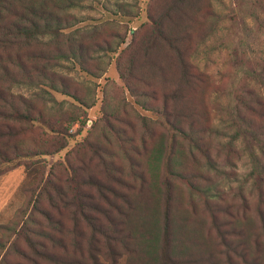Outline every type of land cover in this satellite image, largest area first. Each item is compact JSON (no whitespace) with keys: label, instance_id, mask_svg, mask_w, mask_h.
I'll list each match as a JSON object with an SVG mask.
<instances>
[{"label":"trees","instance_id":"16d2710c","mask_svg":"<svg viewBox=\"0 0 264 264\" xmlns=\"http://www.w3.org/2000/svg\"><path fill=\"white\" fill-rule=\"evenodd\" d=\"M83 1L0 0V119L37 124L48 132L43 133L44 141H38L22 139V126L0 127V171L64 148L63 121L83 124L81 111L90 103L51 70L58 60H66L94 74L86 65L92 60L91 45L112 50L106 40L88 43L85 39L94 34L73 29L77 23L72 10ZM201 7L205 15L218 20L208 0L168 1L150 15V27L140 44L121 52L117 60L119 75L138 96L137 104L162 119L159 124L169 136L157 137L151 146L142 144L145 156L140 157L146 159L144 164L139 159L131 169L134 186L119 182L110 172L114 164L104 160L102 153L107 156V149L97 144L93 149L109 182L82 173L84 161L71 167L66 186L56 184L57 173L50 170L40 190L47 200V206L37 207L40 216L30 213L20 227L17 221L0 225V230L14 236L0 264H118L122 256L125 264H264V201L256 206L255 216L216 201L223 199L211 176L219 170L217 154L211 153L204 136L221 133L217 125L204 121L211 117L203 101L194 104L189 94L200 91L207 78L193 61L189 45L194 30L191 16ZM44 40L48 49H29ZM244 72L243 77L264 87V67ZM17 86H36L49 94L56 104L52 117H46L31 99L13 92ZM51 90L71 100L56 101ZM240 91L224 107L222 123L231 133L218 148L232 152L241 135L248 134L264 153L260 145L263 125L257 121H264V101L254 91L242 87ZM157 100L159 104L153 103ZM109 118L124 119L115 111ZM98 147L103 152H96ZM248 155L250 176L260 189L264 165L254 151ZM179 184L187 189L186 203L179 199ZM87 186L96 188L97 197ZM195 198L201 199V209ZM5 246L0 239V249Z\"/></svg>","mask_w":264,"mask_h":264},{"label":"rangeland","instance_id":"374dc122","mask_svg":"<svg viewBox=\"0 0 264 264\" xmlns=\"http://www.w3.org/2000/svg\"><path fill=\"white\" fill-rule=\"evenodd\" d=\"M168 1L170 0H84L81 5L73 8L77 23L73 29L94 34L92 38L89 36L85 39L88 43L94 39L100 42L106 40L112 50L102 51L99 49L100 46L91 45L93 50L89 53L92 60L86 65L94 74L82 70L76 62L66 60H58V64L51 69L69 83L71 91L83 97L91 106L81 111L80 119L83 124L62 122L67 132L64 148L44 158L21 160L18 164L0 171V225L17 221L20 227L30 213L40 216L37 207L47 206V200L43 194L40 195V190L50 170L57 173L58 179L55 183L66 186L73 172L71 167L84 161L85 168L82 173H91L97 179L109 182L108 176L106 178L102 170L103 166L99 165L101 159L94 152L95 144L107 149L108 155L102 153V157L107 161L112 160L110 165L114 166H109V170L119 182L134 186L136 178L132 175L131 169L136 168L139 159H141L139 164H144L146 159L140 157L145 156L142 144L146 142L147 146H151L157 137L169 136L165 128L159 124V121L163 120L156 119V115L150 110H145L137 104L138 96L128 90L125 80L119 75L117 60L121 52L132 48L136 42V47L140 44L147 34L146 28L150 27V15ZM208 2L216 12L218 20L215 21V17L205 15V8L194 10L195 15L191 16L194 30L189 42L192 59L198 70L206 73L207 78L199 87L200 91L188 92L192 103L196 104L197 100L203 101L211 117L204 121L217 125L221 133L218 136L217 134L204 136L210 145L211 153L217 154L219 170L211 176L223 199L216 201L223 206L232 204L231 209L255 216L256 206L261 200L264 201V180L259 181L260 189L254 184V179L250 176L252 162L248 151H254L258 155L261 165L262 163L264 165V153L252 144L253 140L248 134L241 135L235 142V149L232 152L226 153V150H219L218 147L231 133L222 123L224 119H221L225 115L224 107L227 100L237 99L242 87L244 90L254 91L264 101V87L248 76L243 77L244 71L250 67L257 69L264 67V0H208ZM93 28L96 29L95 32L91 31ZM45 42L44 40V43L28 47L45 50L49 46ZM102 46L107 45L102 43ZM234 76L236 80L232 83ZM40 89L42 88L36 86H17L12 90L31 99L42 109L46 117H52L56 104L49 94ZM43 89L49 88L44 86ZM226 92L231 96L226 95ZM50 93L56 101L71 100L63 93L52 90ZM153 103L159 104V101ZM112 111L124 119H107ZM257 121L263 125L260 145L264 148V121ZM5 124L24 127L25 134L21 135L22 139L25 136L28 139L44 141L46 136L43 133H48L37 124L0 119V127L4 128ZM100 150L98 147L96 152H103ZM142 166L140 165L137 171ZM260 172L263 179L264 166L260 168ZM111 184L114 187L118 186L117 182ZM86 188L97 197L94 186ZM178 194L184 203L189 199L185 185L179 184ZM195 202L201 209V199L195 198ZM13 238L9 231L0 230V239L6 242V246L0 249V258ZM22 242L18 241L20 245H23ZM7 257H13V254ZM104 264L108 263L105 261ZM118 264H125L124 256L119 259Z\"/></svg>","mask_w":264,"mask_h":264}]
</instances>
